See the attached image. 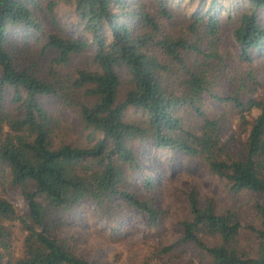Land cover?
Returning <instances> with one entry per match:
<instances>
[{"label":"trees","instance_id":"trees-1","mask_svg":"<svg viewBox=\"0 0 264 264\" xmlns=\"http://www.w3.org/2000/svg\"><path fill=\"white\" fill-rule=\"evenodd\" d=\"M70 1L90 41L59 32L54 0H0V171L7 170L28 204L21 216L0 197V264L10 254L7 222L13 220L25 238L12 264H97L48 230L52 215L82 201L94 202L103 213L123 204L140 212L147 228L157 227L165 210L125 185L127 170L140 167L141 142L200 158L234 194H254L253 220L244 224L240 210L218 211L212 198L202 204L191 190L189 215L178 222L180 235L160 253L193 245L206 264H264V98H243L244 81L227 94L213 89L231 52L225 40L245 63L263 44L258 11L264 0L236 5L225 18L213 12L218 0L189 16H179L178 2L168 0ZM45 12L57 31H46ZM31 41H42L38 55L22 62L19 43L29 49ZM91 43L95 47L88 49ZM80 56L83 62L70 68ZM9 90L14 110L7 107ZM205 96L230 103L245 127L235 154L221 137L223 114L210 117L202 109ZM48 97L76 112L90 142H54L58 126L43 103ZM252 109L258 113L248 119Z\"/></svg>","mask_w":264,"mask_h":264},{"label":"rangeland","instance_id":"rangeland-1","mask_svg":"<svg viewBox=\"0 0 264 264\" xmlns=\"http://www.w3.org/2000/svg\"><path fill=\"white\" fill-rule=\"evenodd\" d=\"M53 16L59 24V32L65 36L81 37L88 41L92 34L81 30L79 16L75 11L74 1L54 0ZM174 5L178 2L179 16H189L191 12H202L208 8V0H168ZM247 0H218L213 12L226 17L232 14L236 5L244 6ZM175 6V5H174ZM177 15V16H178ZM45 16L46 31H57L58 27L49 23ZM259 19L264 23V10L258 11ZM110 36V32L105 30ZM15 42H22L23 38L13 33ZM31 38V37H30ZM42 41H31L29 49L24 43H19L21 59L30 60L38 55L37 47ZM224 44L230 49L225 75L216 78L213 85L215 92L227 94L232 85L243 81V98H264V41L261 47L254 50L252 60L248 63L239 62L230 40ZM91 43L88 49H93ZM45 58L44 55H41ZM39 57V56H37ZM83 62V57H76L70 68ZM67 69V68H66ZM248 73H251L250 75ZM12 91L7 92L6 103L10 110L15 109L11 100ZM43 103L57 121L55 143H88V131L83 130L78 122L76 112L58 103L57 99L44 98ZM205 114L212 117L222 116L221 137L230 144L231 154H235L246 137L245 127L241 124L237 112L230 103L217 101L205 96L202 101ZM257 109H252L247 118L256 116ZM188 124H194L192 115L186 117ZM100 134L96 133V139ZM93 139V138H92ZM138 143V141L136 142ZM137 156L140 167L128 169L125 176V185L134 190L140 197L154 198L160 208L165 210V216L157 227L147 228L143 215L131 208L115 205L103 213L92 201H82L67 212L52 215L53 219L48 226L51 236L65 241L72 250L97 264H206L198 249L189 245L176 246L169 252L160 253L159 249L173 244L180 235L178 222L189 215L187 193L197 192L200 203L212 198L218 211L224 208H236L242 212V222L248 224L253 220L252 199L254 194L242 192L234 194L221 178L209 173L204 161L200 158L177 154L166 148L153 147L147 142L137 144ZM0 197L12 203L16 212L24 216L28 204L20 187L10 183L8 172L0 171ZM10 230V254L5 257V264H12L21 256L25 231L18 220L7 222ZM211 244L210 237L202 238Z\"/></svg>","mask_w":264,"mask_h":264}]
</instances>
